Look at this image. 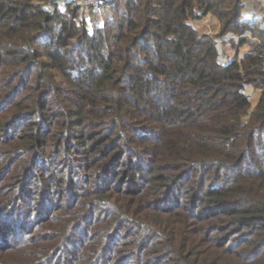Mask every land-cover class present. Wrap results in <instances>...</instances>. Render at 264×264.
<instances>
[{"label": "trees", "instance_id": "16d2710c", "mask_svg": "<svg viewBox=\"0 0 264 264\" xmlns=\"http://www.w3.org/2000/svg\"><path fill=\"white\" fill-rule=\"evenodd\" d=\"M47 1L0 0V264H264V41L217 46L246 0H100L92 30Z\"/></svg>", "mask_w": 264, "mask_h": 264}, {"label": "rangeland", "instance_id": "374dc122", "mask_svg": "<svg viewBox=\"0 0 264 264\" xmlns=\"http://www.w3.org/2000/svg\"><path fill=\"white\" fill-rule=\"evenodd\" d=\"M104 1H107V0H103V2ZM62 6H64V5L62 4ZM71 6H73V5H71ZM261 6H263V5L262 4L260 5L258 0H246L245 7H244L243 12H242V16L251 25V29L245 31L246 41L237 48L235 46V44L232 43L231 40H229V36H231L230 33L226 34L224 36V39L219 40L217 43V46L219 48L220 60L227 61L235 54H237L238 57H241L245 52L252 50L259 42L264 41V15L262 14L263 10L261 9ZM80 14L82 17L85 18V20L87 22V26L89 27V29L92 30L93 28L102 25L106 20H108L111 17V10L109 9L108 6H103V7L101 6L100 7L98 5L95 7H91L82 13L80 12ZM198 23H199V25L200 24L204 25L207 29H209L211 31L217 30V27H218L217 19L211 15L203 16ZM232 36H233L232 38L235 41L237 39H239V35L236 33H233ZM245 91H246V93H248L252 103H255L256 100L258 99V96H259V90L255 89L254 86L249 84L245 87ZM20 140H23V139H20ZM20 140H18V141L15 140V141L17 143ZM2 178L0 177V200L3 198L2 194L4 192H7V194H8V189L9 190L12 189V187L14 186L13 180L15 179V178L12 179V177L11 178L5 177L4 178L5 180H3ZM24 185L29 188V192H32L31 193L32 198H34V200L37 202L44 197L45 203H52L53 204L56 202L57 198L62 194L61 189H60V191L53 190L52 192H46V193H44L43 191H38L35 189L36 183H33V181L32 182L26 181ZM43 187H45V186H43ZM27 192H28V190H27ZM63 196H66V195L63 194ZM25 207H28L27 209H31V205H29V204L26 205ZM17 215L18 214H15V216H17ZM25 216L28 217L27 215H25ZM21 217H23V214L21 215ZM10 219H12V218L10 217ZM17 235L18 234H15V237H14V234L9 235L6 238L7 241H5V244H0L1 249H3L2 247L7 246L9 244L14 245L16 250L20 249L22 247L23 243L17 242V239H16ZM25 238L26 237H24V239ZM9 251H11V250H9Z\"/></svg>", "mask_w": 264, "mask_h": 264}, {"label": "built area", "instance_id": "2783aa9c", "mask_svg": "<svg viewBox=\"0 0 264 264\" xmlns=\"http://www.w3.org/2000/svg\"><path fill=\"white\" fill-rule=\"evenodd\" d=\"M99 1L100 0H48L47 4L51 5L54 2L58 3L59 5L71 4L82 13L91 7H95ZM259 1L264 6V0Z\"/></svg>", "mask_w": 264, "mask_h": 264}]
</instances>
